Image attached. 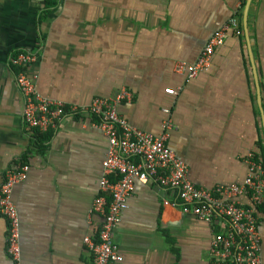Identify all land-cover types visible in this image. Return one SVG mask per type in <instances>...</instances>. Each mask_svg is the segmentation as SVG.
Here are the masks:
<instances>
[{"label": "crops", "instance_id": "1", "mask_svg": "<svg viewBox=\"0 0 264 264\" xmlns=\"http://www.w3.org/2000/svg\"><path fill=\"white\" fill-rule=\"evenodd\" d=\"M0 0V184L6 169L29 165L14 186L20 231V264H91L85 236L102 222L90 207L98 193L107 139L95 117H65L45 149L33 143L22 121L23 101L9 57L31 51L27 71L36 89L67 104L112 97L132 125L159 134L170 118L167 143L198 186L241 183L247 155L264 143V0ZM236 16L207 69L188 79L178 61L193 63L213 32ZM251 51V52H250ZM250 53L253 61H251ZM173 88L174 95L165 93ZM154 184L136 183L113 238L118 264H210L211 240L222 227L164 200ZM243 201H247L242 197ZM264 264V214L260 217ZM8 223L0 214V264L7 253Z\"/></svg>", "mask_w": 264, "mask_h": 264}, {"label": "built area", "instance_id": "2", "mask_svg": "<svg viewBox=\"0 0 264 264\" xmlns=\"http://www.w3.org/2000/svg\"><path fill=\"white\" fill-rule=\"evenodd\" d=\"M230 30L241 34L236 16L213 32L195 62L178 61L175 71L191 79L207 69L216 47L223 44ZM36 59L34 52L19 51L8 60L15 69L22 96L23 123L33 131L45 132L56 130L67 116L90 115L96 118L93 126L107 139L98 193L90 207V213L100 215L102 222L95 236L83 239L91 253V264H118L123 260L113 235L136 183L157 185L169 194L164 203L204 222L222 226L211 240L213 262L210 264H262L257 207L264 204V166L254 153L247 155L248 172L241 183L198 186L188 178L186 163L167 143L174 128L170 118L163 121L159 134L132 125L117 109L121 101L130 100L131 94L125 88L112 97H95L81 105L45 97L36 89L37 75L27 71ZM164 91L176 93L173 88ZM28 169L26 163L6 169L0 184V214L8 223L7 253L13 264H20L21 246L19 216L12 192L26 178Z\"/></svg>", "mask_w": 264, "mask_h": 264}, {"label": "trees", "instance_id": "3", "mask_svg": "<svg viewBox=\"0 0 264 264\" xmlns=\"http://www.w3.org/2000/svg\"><path fill=\"white\" fill-rule=\"evenodd\" d=\"M57 4L58 3L56 0L49 1L43 10V15L55 9ZM33 132H34L33 133V143L35 144V146L40 150L45 149L52 136L53 131L49 130L45 132H39V131L34 130ZM257 146L259 147L260 151H259V154L254 152L255 158L261 161L264 166V143L261 139L258 140ZM263 214H264V204L257 207L258 224H259L260 217Z\"/></svg>", "mask_w": 264, "mask_h": 264}, {"label": "water", "instance_id": "4", "mask_svg": "<svg viewBox=\"0 0 264 264\" xmlns=\"http://www.w3.org/2000/svg\"><path fill=\"white\" fill-rule=\"evenodd\" d=\"M251 52V51H250ZM251 61H253L251 53H250ZM258 104H259V110H260V115H261V121H262V126H263V131H264V111L263 107L261 105V100L258 98Z\"/></svg>", "mask_w": 264, "mask_h": 264}]
</instances>
